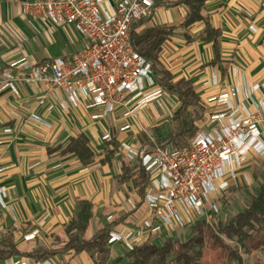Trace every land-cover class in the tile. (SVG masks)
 Here are the masks:
<instances>
[{"label": "crops", "instance_id": "0c3cea01", "mask_svg": "<svg viewBox=\"0 0 264 264\" xmlns=\"http://www.w3.org/2000/svg\"><path fill=\"white\" fill-rule=\"evenodd\" d=\"M24 1L28 0H0V192L6 205L0 204V235L11 233L16 248L23 253L41 245L61 248L67 241L64 226L81 199L93 204L85 239L115 220L118 222L110 230L152 220L150 207L131 183L119 185L115 179L122 162H128L121 144L128 142L139 151L168 144L170 119L179 101L162 89L161 96L133 115H125L127 109L117 107L93 119L92 115L102 113L101 107H91L86 101L73 105L61 88L49 90L43 84L19 80L5 85L26 73L23 63L35 65L69 57L85 43L81 36L74 41V49L67 47L62 54L50 55L37 32L45 30L41 18L23 14ZM152 1L142 25L173 27L158 59L173 80H190L199 94L204 114L198 127L209 114L224 109L213 98L234 93L238 101L252 85H264V0H205L200 12L203 18L188 26L183 25L189 11L185 0ZM205 18L218 32L215 38L201 37ZM15 62L18 65L12 66ZM251 96L257 101L259 93ZM243 101L253 107L252 102ZM80 133L88 137L96 154L88 165H82L75 154L62 152ZM107 133L116 141L118 151L103 163L100 159L108 140L102 137ZM140 136L149 143L144 144ZM253 155L264 162V157L250 154L242 168L250 183L258 167V162L249 161ZM130 201L136 203L135 208ZM165 234L169 233L149 234L139 243ZM108 249L109 260L126 250L122 243ZM49 259L54 264H97L86 251L75 254L68 250Z\"/></svg>", "mask_w": 264, "mask_h": 264}, {"label": "built area", "instance_id": "2783aa9c", "mask_svg": "<svg viewBox=\"0 0 264 264\" xmlns=\"http://www.w3.org/2000/svg\"><path fill=\"white\" fill-rule=\"evenodd\" d=\"M152 7V0L24 1L23 14L70 25L85 38V43L69 57L35 65L23 63L26 73L5 85L19 80L40 83L49 90L61 88L73 105L86 101L91 107H101L102 113L92 115L93 119L117 107L126 108L125 115H133L163 92L151 63L133 48L130 40L132 27L145 19ZM263 86L252 85L238 101L234 93L213 98L224 109L202 120L189 145L183 148L160 143L143 152L122 142L127 160L138 159L147 173L142 201L150 207L153 218L139 226L123 225L110 230L107 247L122 243L128 250L149 234L169 233L202 219L211 223L220 214L229 190L251 184L242 168L250 154L264 157ZM254 92L259 93L257 101L252 100ZM243 100L252 102L253 107ZM110 139L109 133L102 137ZM3 196L1 191L0 204L6 207ZM130 204L136 207V203ZM0 264L54 263L49 258L34 260L19 255Z\"/></svg>", "mask_w": 264, "mask_h": 264}, {"label": "trees", "instance_id": "16d2710c", "mask_svg": "<svg viewBox=\"0 0 264 264\" xmlns=\"http://www.w3.org/2000/svg\"><path fill=\"white\" fill-rule=\"evenodd\" d=\"M185 2L189 11L183 25L188 26L203 18L200 12L205 0H185ZM143 20L132 27L131 44L151 63L158 85L176 97L180 103L170 119L171 127L165 140V143L170 144L173 149H180L189 145L195 135L198 122L204 114V107L191 81L184 78L173 80L169 71L159 62L158 56L162 44L171 35L173 27L163 25L144 27ZM204 21L206 26L200 34L201 37L205 40L215 38L218 32L212 28L208 18ZM140 138L144 144L149 143L145 137L140 136ZM117 151L116 141L113 138L108 140L100 161L103 163L110 161ZM62 152L75 154L82 165L90 164L96 156L89 145L88 137L83 133L71 138ZM147 178V173L138 159L123 161L121 173L115 176L119 185L131 183L140 197H143ZM92 210L93 204L90 201L81 199L76 202L73 216L64 226L67 241L58 249L41 245L23 253L16 248L11 233L0 235V261L19 255L42 260L73 250L75 254L86 251L91 257L94 252H98L100 260L97 264H107L110 258L106 246L109 231L118 221L103 225L89 239H85L84 234ZM191 225L195 231L184 240L168 239L161 244H155L153 240L147 239L128 249L126 257L130 260L129 264H149L153 259L163 263L167 258L175 264H244L243 253L264 248V183L259 184L255 192L250 194L237 214L226 217L216 226L203 219Z\"/></svg>", "mask_w": 264, "mask_h": 264}, {"label": "rangeland", "instance_id": "374dc122", "mask_svg": "<svg viewBox=\"0 0 264 264\" xmlns=\"http://www.w3.org/2000/svg\"><path fill=\"white\" fill-rule=\"evenodd\" d=\"M40 21L42 22L45 30H39L37 32L41 34L40 36L42 37L41 39L43 40V44L47 46L50 55L62 54L67 47L70 49L75 48L74 41L77 38H80L81 35L78 34L70 25L56 24L46 18H41ZM47 29H49V31ZM158 129L161 131L159 127ZM252 157L253 159H250L249 161H256V163L258 162V167L251 185L228 191L225 194V198L223 199L220 214L209 224L216 226L218 222L223 221L226 217H231L237 214L243 208L245 201L248 199L250 194L255 192L259 184L264 183V162L257 161V159L254 158L256 157L254 155ZM250 162L245 167L248 168L250 166ZM194 231L195 230L193 229L192 225H189L178 230H172L169 232V234L156 237L152 242L155 244H161L168 239L174 240L177 238L184 240ZM126 251L127 250H125L124 253H121L119 258L110 259L107 264H129L130 260L128 257H126ZM242 256L244 259V264L264 263V248L253 250L250 253H243ZM92 258L96 261V263H98L100 260V254L98 252H94ZM149 264L175 263L170 258H167L163 263L156 262L153 259Z\"/></svg>", "mask_w": 264, "mask_h": 264}]
</instances>
